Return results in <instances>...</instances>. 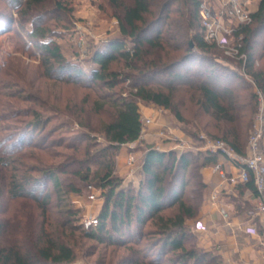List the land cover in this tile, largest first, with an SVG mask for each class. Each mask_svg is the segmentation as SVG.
Masks as SVG:
<instances>
[{
  "label": "trees",
  "instance_id": "1",
  "mask_svg": "<svg viewBox=\"0 0 264 264\" xmlns=\"http://www.w3.org/2000/svg\"><path fill=\"white\" fill-rule=\"evenodd\" d=\"M45 1L24 0L23 5L28 9ZM177 1L128 0V3H123L121 0H110L112 5L120 8L116 19L120 35L124 38H111L102 42L92 54L93 66L87 71L62 64L64 81H77L78 85L90 91L94 92L93 88L111 91L124 82L131 83V91L134 90L128 97L118 100L107 99L105 95L98 98L96 94L100 102H94V108L102 110L108 107L113 110L112 120L101 126V133L108 145L98 150L100 156L105 157L110 150L113 154H109L110 162L105 165V173L97 177L103 197L101 210L96 216L99 221L97 228L84 230L80 222L77 225L78 212L66 206L56 210L57 218L52 220L48 212L54 207L58 209V206H47L49 195L41 197L36 194V188L42 186V182L33 180L31 183L36 188L34 192H27L13 179L8 189L11 198H26L41 206H31L30 213L21 216L26 223L19 222L20 228L14 237L8 241L0 240V264H71L74 252L69 243L75 240V235L99 245L127 250V254L115 263H112V253L108 261L100 253L95 264H220L216 256L196 247L195 237L187 224L203 196L204 185L200 182L199 170L206 163H214L218 154L208 151L176 154L174 151L163 152L149 147L143 155L141 180L136 190L122 188L121 181L112 174L113 158L121 145L134 142L140 136V115L134 99L171 108L170 96L149 88L146 80L164 75L185 63L189 64L186 70L190 71L196 60L200 67L197 73L202 76L200 81L191 80L187 72L167 76V81L192 84L198 93L200 110L217 123L214 126L215 133L210 137L225 142L240 156L247 153L245 137L249 124L243 128L237 126L244 118L238 114L241 108L238 91L242 88L254 89L249 95L250 102L242 104L243 108L250 106V113L254 112L258 95L264 101V64L259 63L263 56L258 54L256 48V40L264 35V0H258L257 9L250 13L248 23L232 30L233 46L237 53L230 59L236 61V66L213 58L220 47L202 40L197 14L200 0H180L189 11L186 31L163 34L160 24L166 20L169 7ZM147 17L151 20L147 21ZM195 21L198 29L190 35L187 31L195 28ZM6 25L1 22L0 30L5 29ZM40 36L43 37L40 51L48 58L63 63L58 47H51L44 35ZM184 38L191 39L193 47ZM209 61L210 66H207ZM118 62L129 71L121 77L117 71L110 69L111 64ZM86 80L87 83L84 82ZM262 120L264 131V108ZM219 123H225L226 126L220 128ZM91 157L94 156L84 153L82 163L89 164ZM88 174L89 170L86 169L81 179L90 181ZM53 179L51 176L48 181H54V186L58 187L60 183ZM242 186L255 192L251 179ZM88 187L91 185L88 184ZM70 190L78 192L73 187ZM148 223L151 228L143 233L142 228ZM24 224L26 228L21 227ZM3 226L0 223V234ZM144 237L150 239L146 247L154 249L153 258H148L147 252L138 247ZM169 253L171 256L165 258Z\"/></svg>",
  "mask_w": 264,
  "mask_h": 264
},
{
  "label": "rangeland",
  "instance_id": "2",
  "mask_svg": "<svg viewBox=\"0 0 264 264\" xmlns=\"http://www.w3.org/2000/svg\"><path fill=\"white\" fill-rule=\"evenodd\" d=\"M121 1L128 3V0ZM200 1L213 4V0ZM23 2L0 0V23H7V27L0 30V223L4 225L0 234L1 241H8L15 236L20 228L19 222L26 223L21 216L29 214L31 206H41L26 198H11L8 189L13 179L27 192H34L36 187L31 183L33 180L42 182L40 189L36 188V194L41 197L49 195L47 206H58V209L54 207L48 212L52 220L57 218L56 210L64 206L78 212L77 225L79 222L81 224L84 216L95 213L96 208L94 211L91 208L92 201L99 198L103 202L97 177L105 173V165L110 162L109 154H113L110 150L105 157L100 156L98 150L108 145L101 133V126L112 120L113 110L108 107L97 110L94 102H98V98L103 95L107 99L118 100L134 93L129 82L120 83L111 91L93 88V92L78 85L77 81H64L62 75V64L87 71L93 66L92 54L102 42L111 38H124L120 35L116 19L121 12L120 8L112 5L110 0H46L28 9ZM167 14L166 20L163 19L164 22L160 24L163 34L176 30L186 31L189 11L180 0L169 7ZM148 20L151 18L147 17ZM196 24L195 21V28L189 29L188 34L198 29ZM35 30L38 31L33 33ZM40 34L44 35L51 47H58L63 63L48 58L40 51L39 45L43 41ZM189 38L183 40L191 41ZM230 41L233 45V39ZM256 46L258 54L263 56L259 63L264 64V35L256 40ZM213 58L236 66V61L230 59L226 49H218ZM194 63L190 71L186 70L189 64L185 63L164 75L146 80L149 88L170 96V109L138 98L134 101L138 112L143 114L147 110L146 114L149 115L151 111L155 115L158 113L157 118L165 126L164 130L182 133V138L193 148L191 152L198 153L206 148L203 137L212 139L210 136L215 133L214 126L217 123L200 110L198 93L192 84L186 81L170 83L166 79L177 72H187L191 80L200 81L202 76L197 73L200 70L197 65L199 61ZM206 64L210 66V61ZM110 69L117 71L120 77L129 72L120 62L111 64ZM253 91L251 88L238 91L241 107L238 114L244 118L237 126L243 128L249 124L246 141L259 103L256 102L253 113L249 112L250 106L243 108L242 104L250 102L249 95ZM219 126L222 128L226 125L219 123ZM172 140L175 143L178 141L175 137ZM153 146L154 143L141 141L132 152L135 151L138 158ZM84 153L94 156L89 164L81 161L84 160ZM134 163L136 159L131 165ZM86 169L89 170L91 180L85 182L81 176ZM112 170L113 176L122 185V178L114 173V165ZM51 176L60 183L58 187L54 186V181H48ZM70 187L78 192L71 191ZM90 193L95 195L91 201L88 199ZM24 226L27 227L25 224L21 227ZM150 228L148 223L142 232ZM75 236V240L69 243L74 252L71 264H95L100 253L105 255L107 261L114 255L112 263H115L127 254L125 248L99 245L95 241ZM149 241L148 237L142 238V245L138 247L147 252L148 258H153L154 249L146 247ZM170 256L171 253L165 258Z\"/></svg>",
  "mask_w": 264,
  "mask_h": 264
},
{
  "label": "crops",
  "instance_id": "3",
  "mask_svg": "<svg viewBox=\"0 0 264 264\" xmlns=\"http://www.w3.org/2000/svg\"><path fill=\"white\" fill-rule=\"evenodd\" d=\"M257 4L258 0H251L247 4L248 11L254 12ZM146 111L144 115L139 112L140 119L150 120L144 132L136 141L121 145L115 157L114 173L122 178V188L136 190L139 186L144 152L137 158L136 152L132 151L141 141L154 143V149L163 152L174 151L173 137L178 141L188 142L176 130L166 132L165 126L158 119V113L155 115L151 111L149 115ZM164 140L166 142L163 143ZM130 155L136 159L135 165L128 164ZM216 164L227 178L238 173L236 165L220 155L216 156L214 163H206L200 168L199 178L204 185L203 196L194 216L187 221L195 237V245L199 250L216 256L220 264H264V216L256 211V193L242 184H229L222 179L214 171ZM102 203L99 198L93 200L91 208L92 211L96 208V211L88 215L97 216ZM252 229L254 234L247 232Z\"/></svg>",
  "mask_w": 264,
  "mask_h": 264
},
{
  "label": "built area",
  "instance_id": "4",
  "mask_svg": "<svg viewBox=\"0 0 264 264\" xmlns=\"http://www.w3.org/2000/svg\"><path fill=\"white\" fill-rule=\"evenodd\" d=\"M251 0H213V4L201 2L198 6V22L202 40L207 44H215L220 48L226 49L230 56L235 55L236 49L231 45L232 30L238 25L246 24L250 21V12L247 4ZM242 57V56H241ZM259 109L253 118L251 130L247 140V153L245 156L236 154L225 142L221 140L207 139L205 150L218 154L238 168V173L233 177H226L220 166L216 164L213 168L218 172L222 179L229 184H245L250 179L253 181L255 188L257 205L256 211L259 215L264 216V131L262 111L264 101L261 95H258ZM150 123L149 119H140L141 131ZM167 135V134H165ZM193 148L188 142L177 141L174 145V151L178 153L191 151ZM134 158H128V164H132ZM91 189V187H88ZM92 191H94L92 189ZM214 198V196H212ZM95 198L93 193L88 195V199ZM225 215V214H224ZM99 221L96 216L87 215L81 219V225L84 230L97 228ZM254 234V230H247ZM76 264H85L78 262Z\"/></svg>",
  "mask_w": 264,
  "mask_h": 264
},
{
  "label": "water",
  "instance_id": "5",
  "mask_svg": "<svg viewBox=\"0 0 264 264\" xmlns=\"http://www.w3.org/2000/svg\"><path fill=\"white\" fill-rule=\"evenodd\" d=\"M189 45H190V47H193V43H192V41L189 42Z\"/></svg>",
  "mask_w": 264,
  "mask_h": 264
}]
</instances>
